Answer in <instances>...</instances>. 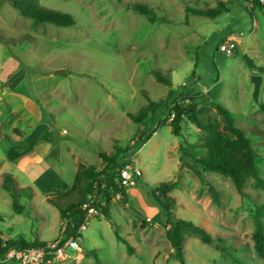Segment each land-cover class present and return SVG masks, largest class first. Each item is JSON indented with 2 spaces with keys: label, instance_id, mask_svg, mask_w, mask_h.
<instances>
[{
  "label": "rangeland",
  "instance_id": "rangeland-1",
  "mask_svg": "<svg viewBox=\"0 0 264 264\" xmlns=\"http://www.w3.org/2000/svg\"><path fill=\"white\" fill-rule=\"evenodd\" d=\"M217 1L39 0L45 8L72 15L75 25L44 24L32 29L30 19L21 16L9 0H0V229L7 238L66 237L58 210L43 192L28 189V182L15 169L16 160L7 157L11 147L34 139L51 144L52 130L41 122L38 103L42 102L59 131L57 145L62 150L58 157L50 152L45 164L52 170L48 172L52 180L51 172L58 174L56 184L41 171L45 185L51 182L50 194L60 191L62 175L74 181L78 166L67 148L75 152L76 164L98 168L103 166L98 152L129 148L142 171L135 186L125 187V202L113 195V224L103 217L90 219L78 239L80 258L70 251V258L47 264H96L94 254L102 264H180L172 257L167 238L169 205L155 192L157 185L169 181L177 182L170 192L176 198V217L204 227L225 253L244 264H264L251 236V209L255 203L264 204V190L255 188L251 179L245 183L243 197L229 178L197 171L189 164L181 166V144L199 143L206 134L195 123L182 122L181 136H175L169 124L162 125L138 149L135 144L143 125L128 116L150 100H165L170 90L191 91L230 109L236 124L252 138V133L256 135L253 143L264 159V114L259 108L264 103V9L255 7L253 0H224L228 11L220 16L188 15L187 24L183 23L186 6L216 7ZM135 3L145 4L168 22L151 23L130 8ZM228 40L235 43L229 54L224 48ZM58 70L63 73L56 74ZM152 70H160L171 85L158 83ZM170 108L169 101L158 111L155 126L168 119ZM199 110L202 121L224 126L215 109L200 105ZM202 153L200 147L198 155ZM39 155V149L34 151V156ZM262 159L258 169L264 177ZM7 175L20 191L19 203L25 206L20 214L4 187ZM115 230L131 244L132 255L117 241ZM184 250L186 264H233L194 235H187Z\"/></svg>",
  "mask_w": 264,
  "mask_h": 264
},
{
  "label": "trees",
  "instance_id": "trees-1",
  "mask_svg": "<svg viewBox=\"0 0 264 264\" xmlns=\"http://www.w3.org/2000/svg\"><path fill=\"white\" fill-rule=\"evenodd\" d=\"M12 7L23 17L31 20V28L36 29L39 25L53 24L58 27H71L75 21L69 13L43 7L39 0H9ZM255 7L264 9V2L253 0ZM130 8L145 16L151 23H167L166 18L156 16L153 9L145 4L135 3ZM228 11L227 2L218 0L216 7L193 8L186 6L184 24H187L188 15H199L207 18H214ZM152 75L158 83L171 85L172 81L166 77L160 70H152ZM199 94L188 91L185 93H175L170 90L165 100L149 101L142 107L137 114L128 113L130 119L142 124L143 128L139 130L136 148H140L147 142L162 125L169 124L171 131L175 136H181V124L185 120L195 123L200 129L206 132L201 142H186L180 146L179 161L181 166L189 164L193 169L200 172H214L231 180L235 190L243 197L246 194L243 190L248 180H254V186L257 189L264 190V177L260 176L258 169V160L262 159L259 152L255 149L253 140L256 137L254 133L249 136L244 129L236 124L234 115L224 105L214 100H205L199 98ZM146 98L149 99L148 96ZM171 102L168 119L157 122L156 126L154 117L158 111ZM200 105L208 106L216 110L225 122L220 127L218 122H204L200 117ZM259 108L264 114V103H260ZM150 119L148 125L147 120ZM43 139H34L33 141L20 146H13L8 150L7 157L10 161L30 153L33 148ZM203 148V153L198 155L199 148ZM129 148H116L114 152H98V156L103 164L98 168L96 165L79 164L74 176V182L70 190L66 193L45 194V200L53 205L59 212L60 219L67 230L64 231L66 236L75 235L84 223L87 210L84 204L89 201V196H100L97 200L96 208L99 211L98 217L105 218L113 224V217L110 213V205L114 194L120 195L123 202L127 199L125 186L119 181L116 175L117 167L122 166L123 154ZM264 160V159H262ZM6 185L4 187L12 194L13 209L17 214L24 211L25 206L19 203L20 191L13 188L11 176H6ZM103 185L105 186L102 189ZM177 188L176 181L161 182L155 187V192L161 202L169 205L170 211L167 212V238L173 248L172 257L179 261L180 264H186L184 253V241L187 235H194L202 242L215 246V248L225 255L233 264H244L241 260L225 253L220 246L219 241L214 238L204 227L197 225L193 221L176 217L173 210L176 207V198L170 194ZM28 189H32L29 187ZM25 192V190H22ZM34 192V189H32ZM31 197V196H30ZM95 203V202H94ZM253 221L252 240L253 247L258 257L264 259V204L255 203L251 209ZM80 236H82L80 234ZM117 241L123 243L127 253L132 255L134 249L131 244L120 236L115 230ZM0 232V255L12 248L36 247L45 244L47 241L38 238L32 241L24 239L3 240ZM96 264H102L96 254H94Z\"/></svg>",
  "mask_w": 264,
  "mask_h": 264
},
{
  "label": "built area",
  "instance_id": "built-area-1",
  "mask_svg": "<svg viewBox=\"0 0 264 264\" xmlns=\"http://www.w3.org/2000/svg\"><path fill=\"white\" fill-rule=\"evenodd\" d=\"M224 48L225 52L229 54L235 49V43L228 40ZM134 155L133 150H128L121 160L122 166L116 169V175L119 176V181L125 187L135 186L136 181L142 177L141 169L134 163ZM104 188L103 185L102 189ZM99 198L100 196H89V201L84 204V209L87 210L85 221L75 235L47 241L41 246L12 248L0 255V264H47L52 261L70 258V251L76 252V257L80 258L82 252L79 244L80 237H82L80 234L82 235L90 219L99 216V211L96 208ZM3 240H6V238Z\"/></svg>",
  "mask_w": 264,
  "mask_h": 264
},
{
  "label": "crops",
  "instance_id": "crops-1",
  "mask_svg": "<svg viewBox=\"0 0 264 264\" xmlns=\"http://www.w3.org/2000/svg\"><path fill=\"white\" fill-rule=\"evenodd\" d=\"M37 149L40 150V155L34 156V151H36ZM51 151H52L51 144L46 142V141H42L39 144H37L30 153L18 158L16 160V163L14 164L15 169H17V171H19L20 174H22L21 176L24 178V181L28 182L27 183L28 187H31L32 189H34V191L36 193H37V191L43 192L44 197H45V194H50L49 191H51V188H49L48 186L50 185L51 182H53L52 184H54V182L56 184V181H57L56 177H58V174H56L55 172L53 174V172H51V175H53V180H54L53 181L50 178V175L48 174V172H50L52 170L50 168H48L47 165H45L47 163V157L50 155ZM61 151L62 150L60 148V154H61ZM66 152H67V154L72 156V158L74 160V164L76 166H78L80 163H78V164L75 163V157H77L75 152L73 150H71L70 148H67ZM41 169H43V170H41ZM41 171L45 172L44 175L51 181L48 185H45V183L42 181V178L40 177L42 175ZM74 176H75V174H74ZM42 177H44V176H42ZM73 182L72 181L71 182L66 181L65 177L62 175V181L58 182L59 186H61V189L58 193L68 192L70 190ZM52 188H56V187H52ZM0 232H1L2 238H7L6 234L1 229H0Z\"/></svg>",
  "mask_w": 264,
  "mask_h": 264
},
{
  "label": "water",
  "instance_id": "water-1",
  "mask_svg": "<svg viewBox=\"0 0 264 264\" xmlns=\"http://www.w3.org/2000/svg\"><path fill=\"white\" fill-rule=\"evenodd\" d=\"M56 74H62V71H56ZM38 106L40 108L41 111V122L46 123L50 126L52 132H51V144L53 146V149L51 151V156L53 157H58L59 152H60V148L57 145L58 139L59 137V131L58 129L54 126V124L47 118V112L46 109L44 107V105L42 104V102L38 103Z\"/></svg>",
  "mask_w": 264,
  "mask_h": 264
}]
</instances>
